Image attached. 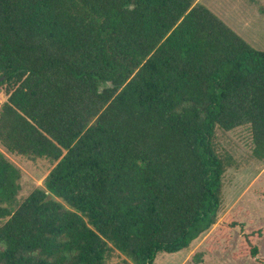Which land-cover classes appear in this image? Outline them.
Wrapping results in <instances>:
<instances>
[{
	"label": "trees",
	"instance_id": "16d2710c",
	"mask_svg": "<svg viewBox=\"0 0 264 264\" xmlns=\"http://www.w3.org/2000/svg\"><path fill=\"white\" fill-rule=\"evenodd\" d=\"M197 0H0V147L51 166L20 203L0 149V264H153L262 224L221 219L216 129L249 125L264 160V51ZM204 252L194 254L203 262Z\"/></svg>",
	"mask_w": 264,
	"mask_h": 264
},
{
	"label": "rangeland",
	"instance_id": "374dc122",
	"mask_svg": "<svg viewBox=\"0 0 264 264\" xmlns=\"http://www.w3.org/2000/svg\"><path fill=\"white\" fill-rule=\"evenodd\" d=\"M196 3L209 8L252 47L264 51V0H197ZM5 98V86H1L0 103ZM216 144L221 155L229 154L234 159V166L223 175V201L218 218L231 212L236 213L246 228L258 224L264 226V160L252 155L250 126L244 125L230 131L217 128ZM3 152L21 170L18 203L35 188L44 187L43 179L51 166L47 161H29ZM3 221L0 220V224ZM214 227L201 234L187 248L173 253L159 252L153 264H264V236L259 241L261 262L232 256L240 240L238 228L232 231L233 237L228 244L223 242L214 251H207L206 238ZM198 252H204L202 263L194 258Z\"/></svg>",
	"mask_w": 264,
	"mask_h": 264
}]
</instances>
